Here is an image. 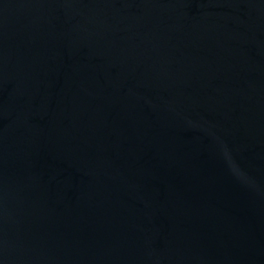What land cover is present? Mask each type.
Wrapping results in <instances>:
<instances>
[{
	"label": "water",
	"instance_id": "1",
	"mask_svg": "<svg viewBox=\"0 0 264 264\" xmlns=\"http://www.w3.org/2000/svg\"><path fill=\"white\" fill-rule=\"evenodd\" d=\"M0 264H264V0H0Z\"/></svg>",
	"mask_w": 264,
	"mask_h": 264
}]
</instances>
